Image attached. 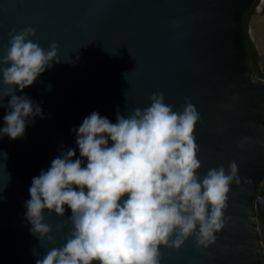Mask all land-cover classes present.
I'll list each match as a JSON object with an SVG mask.
<instances>
[{
  "label": "water",
  "instance_id": "1",
  "mask_svg": "<svg viewBox=\"0 0 264 264\" xmlns=\"http://www.w3.org/2000/svg\"><path fill=\"white\" fill-rule=\"evenodd\" d=\"M255 2L0 0V56L12 29L31 27L33 42L45 50L57 43L61 59L17 91L41 104L45 118L36 117L22 138L0 139V264H35L32 250L42 257L52 247L30 233L25 204L32 179L62 150L74 148L79 158L72 129L93 111L115 123L117 107L127 117L148 107L153 93H163L174 110L189 100L199 112L201 177L234 161L241 179L231 185L226 226L215 244L203 249L192 237L179 250L161 248V264H264L256 220L257 204L264 213V79L253 70L247 38ZM9 99L0 108V127ZM70 214L45 212L57 247L71 226L57 233L56 225Z\"/></svg>",
  "mask_w": 264,
  "mask_h": 264
},
{
  "label": "clouds",
  "instance_id": "2",
  "mask_svg": "<svg viewBox=\"0 0 264 264\" xmlns=\"http://www.w3.org/2000/svg\"><path fill=\"white\" fill-rule=\"evenodd\" d=\"M253 24L252 39L264 56V36L257 35L264 16ZM35 36L31 27L12 29L6 55L0 56V108L10 98L0 139L22 138L36 117L45 118L41 104L17 95L61 62L59 45L53 42L45 50L33 42ZM149 99L148 107L127 117L117 107L115 123L93 111L72 129L79 158L74 148L62 150L32 179L25 219L41 246L52 245L42 257L32 250L35 264H161V248L179 250L192 237L203 249L215 244L226 226L231 185L241 184L238 166L233 161L227 170L221 165L201 177L196 107L186 100L181 110H174L163 93ZM68 210L71 214L56 225V232L71 227L57 247L45 212L63 218Z\"/></svg>",
  "mask_w": 264,
  "mask_h": 264
},
{
  "label": "flooded vegetation",
  "instance_id": "3",
  "mask_svg": "<svg viewBox=\"0 0 264 264\" xmlns=\"http://www.w3.org/2000/svg\"><path fill=\"white\" fill-rule=\"evenodd\" d=\"M257 7L260 8L259 12H257ZM263 15H264V0H256L247 18V38H248L249 53L251 54V51H252L255 57V65L257 67V70L254 69L252 60H251V63H252L253 70L257 77H258V74H264V56L260 55L259 51L256 48L255 41L252 39V36L256 29V26L253 24V19L259 16H263ZM260 32H261V28L260 26H258L257 27L258 39L259 37L262 36V34L260 35ZM250 58H251V55H250ZM258 78H261V77H258ZM262 79H264V77H262ZM260 195L264 196V178H263L262 186L260 189ZM256 220H257V228L259 231L260 242H261L262 248H264V213L262 209L260 208L259 204H257ZM263 255H264V251H263Z\"/></svg>",
  "mask_w": 264,
  "mask_h": 264
},
{
  "label": "trees",
  "instance_id": "4",
  "mask_svg": "<svg viewBox=\"0 0 264 264\" xmlns=\"http://www.w3.org/2000/svg\"><path fill=\"white\" fill-rule=\"evenodd\" d=\"M251 60H252V63H253V67H254V69H256L257 70V67H256V65H255V57H254V55H253V53H252V51H251ZM258 77H264V74H258Z\"/></svg>",
  "mask_w": 264,
  "mask_h": 264
}]
</instances>
